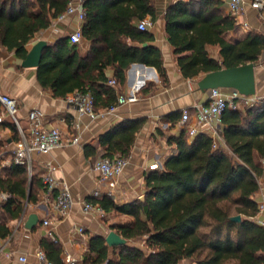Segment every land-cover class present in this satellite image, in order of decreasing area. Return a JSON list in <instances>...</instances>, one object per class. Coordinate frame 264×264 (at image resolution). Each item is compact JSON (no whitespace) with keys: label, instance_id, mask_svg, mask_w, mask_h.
I'll return each mask as SVG.
<instances>
[{"label":"trees","instance_id":"1","mask_svg":"<svg viewBox=\"0 0 264 264\" xmlns=\"http://www.w3.org/2000/svg\"><path fill=\"white\" fill-rule=\"evenodd\" d=\"M68 2L0 0V52L23 60L28 43L65 12ZM84 8L81 34L90 43L89 51L82 55L68 38L47 45L37 68L43 89L55 98L90 91L94 108L100 111L115 104L116 91L132 64L153 67L165 78L162 53L150 44L153 35L137 27L146 17L155 22L152 0H86ZM235 27V18L219 0L177 1L165 15L168 42L187 79L259 60L264 35L249 32L238 40L226 38ZM212 48L218 59L210 54ZM108 67L114 69L116 87L108 85ZM180 115L176 112L170 118L175 123ZM222 123L227 149L213 150L212 139L205 134L190 140L182 130L170 137L176 153L146 176L144 201L118 205L107 196L87 198L106 213L131 218L111 226L126 245L109 247L99 235L89 240L92 256L87 264H264V227L253 219L258 180L264 179V101L243 110H225ZM142 124L125 121L101 135L100 145L107 146L103 157L127 158ZM2 146L0 141V151ZM35 185L37 178L26 166L0 169V193L10 195L3 203L12 219L20 216L23 200L37 201ZM236 215L241 216L240 223L229 221ZM9 233L0 223V237ZM40 246L53 264H64L54 240L43 238Z\"/></svg>","mask_w":264,"mask_h":264},{"label":"crops","instance_id":"2","mask_svg":"<svg viewBox=\"0 0 264 264\" xmlns=\"http://www.w3.org/2000/svg\"><path fill=\"white\" fill-rule=\"evenodd\" d=\"M152 1L157 11V18L149 31L153 35V41L150 44L160 49L166 76L162 79L155 68L132 64L126 70L125 83L118 92L128 93L134 86L138 88L139 100L136 103L118 107L112 114H104L93 120L87 116L78 117L66 104L64 98H55L50 90L40 86L37 80V69L22 68V60L16 58L12 52L1 50L0 94L9 95L19 101L18 117L21 120L29 111L36 109L43 114L46 124L57 126L63 134H76L73 125L77 121L80 122L81 127L78 131L80 135L78 144L56 148L48 154L32 156L31 175L37 178L38 184L35 185L37 192L35 203L27 199L23 200L20 216L12 219L4 208L5 201H0V223L5 224L10 231L5 238L0 237V264H28L20 262V256H26L28 261L33 259L35 250L41 248V240L49 238L41 226V221L45 217L56 222L54 237L62 252L66 250L75 257L90 258L92 253L89 251L88 243L93 236L105 237L109 232L108 226L131 221L129 216L115 212L108 213L109 221L101 220L84 214L81 209L80 202L90 197L93 192L100 193L98 198L106 196L107 188L100 183L98 173L93 170L94 162L103 158L107 147L100 145L99 137L122 122L143 121L127 156V165L117 180L112 196L109 197L118 205L132 203L144 197L147 190L146 176L153 170L161 169L165 160L176 153V146L169 143V138L179 136L183 129L179 121L174 123L171 120L170 115L183 110L193 114L196 105L206 102L207 92L202 94L196 89L197 81L204 74L187 79L181 73L177 65V57L167 39L165 15L177 0ZM219 1L224 11L228 13L227 0ZM243 1V14L238 17V20L246 24L248 31L245 33L235 28L226 35V38L238 40L249 32L264 35V19L250 6V0ZM77 25L75 17H67L56 24L53 22L48 29L35 34L27 45V51L41 40L47 45L54 44L62 38H68L69 41V34L78 28ZM77 46L80 53L84 55L89 51L90 43L84 39ZM210 54L218 59L216 48L210 49ZM105 75L108 79L113 78L114 69L108 67ZM254 77L255 96L264 99V51L256 62ZM146 88L148 90L144 91ZM8 124H12L8 119L0 124V141L3 144L0 153L3 150H11L18 139L17 132L11 130ZM45 162L52 163L53 176L69 187L74 199V204L65 218L57 217L52 210L44 207H34L42 189L40 175L44 170ZM154 165L158 167L152 169ZM7 167L10 166L4 168ZM254 197L256 198L257 194ZM30 214H35L38 222L33 229L28 230L24 224ZM78 227L83 228L81 236L76 232Z\"/></svg>","mask_w":264,"mask_h":264},{"label":"built area","instance_id":"3","mask_svg":"<svg viewBox=\"0 0 264 264\" xmlns=\"http://www.w3.org/2000/svg\"><path fill=\"white\" fill-rule=\"evenodd\" d=\"M177 1L189 2L198 0ZM85 2L86 0H69L65 12L54 20L56 24L62 22L67 17H75L78 28L69 34V42L71 44H80L84 40L81 34V27L85 19ZM249 4L264 19V0H250ZM226 6L228 13L236 20L235 28L246 33L248 31L246 24L238 20V17L243 14L244 1L227 0ZM153 26L154 22L151 18H145L137 24L138 29L142 31H150ZM108 85L116 87L115 79L110 78ZM116 96L115 104L102 111L95 110L94 98L90 91H75L67 95L64 100L78 117L87 116L93 120L104 114L114 113L120 106L138 102V88L133 86L128 93L117 91ZM263 101L264 99L255 95H241L234 89H210L207 91L206 102L196 105L193 114L188 110L181 112L179 124L190 139L195 138L199 134H205L212 139L213 150L227 149L222 134L224 128L222 115L224 111L227 109L234 111L243 110ZM19 110V101L17 99L6 94H0V124L5 119H8L15 127L18 135L13 148L11 150H3L0 153V169L12 164L26 166L31 175L32 156L34 154H48L56 148L79 143L80 135L78 131L81 127L79 121L73 125V129L77 133L68 135L63 134L57 126L46 124L40 111L33 109L21 120L18 117ZM127 162V158L120 156L103 157L94 162L93 170L98 173L100 183L106 186V196H112L113 190L117 185V180L121 176ZM157 167V165H154L151 168L156 169ZM43 169L40 175L42 189L38 202L34 207H44L47 210H52L57 217L65 218L74 204L70 189L65 183L55 179L53 176L54 167L51 162H45ZM258 184L259 191L257 197H254L257 204V214L253 219L257 224L264 227V179L260 178ZM99 196L100 193L98 191L90 195L93 198H98ZM8 198H10L9 194L0 193V201H6ZM80 204L84 214L101 220H110L108 213L99 204H94L87 199L82 200ZM41 226L45 230L46 236L56 241L54 237L56 222L52 221L49 217H45L41 221ZM110 228L108 226L109 231ZM76 232L81 236L83 228L78 227ZM19 260L22 263L28 264H53L41 248L35 250L31 261H28L26 256H20ZM62 261L64 264H87L83 256L75 257L66 250L62 252Z\"/></svg>","mask_w":264,"mask_h":264},{"label":"water","instance_id":"4","mask_svg":"<svg viewBox=\"0 0 264 264\" xmlns=\"http://www.w3.org/2000/svg\"><path fill=\"white\" fill-rule=\"evenodd\" d=\"M145 46V45H144ZM47 47L45 41H38L28 51L26 57L21 62V67L25 69H37L41 63L43 52ZM139 66H144L138 64ZM256 63H248L243 66L221 69L218 71L204 74L196 83V89L200 93H206L210 89H234L244 96L255 95V77L254 69ZM144 201V197L140 198ZM229 221L240 223L241 216L236 215L229 218ZM38 218L35 214H30L24 226L26 229L31 230L37 224ZM105 243L109 247L123 246L127 241L120 237L115 231L110 230L104 237Z\"/></svg>","mask_w":264,"mask_h":264},{"label":"rangeland","instance_id":"5","mask_svg":"<svg viewBox=\"0 0 264 264\" xmlns=\"http://www.w3.org/2000/svg\"><path fill=\"white\" fill-rule=\"evenodd\" d=\"M262 99V97H260ZM131 245H138L141 247V242H130Z\"/></svg>","mask_w":264,"mask_h":264}]
</instances>
